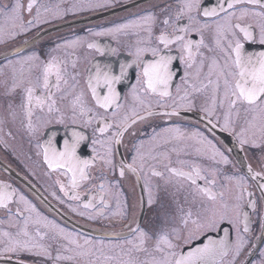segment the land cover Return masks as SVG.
I'll return each instance as SVG.
<instances>
[{"label":"snow or ice","instance_id":"snow-or-ice-1","mask_svg":"<svg viewBox=\"0 0 264 264\" xmlns=\"http://www.w3.org/2000/svg\"><path fill=\"white\" fill-rule=\"evenodd\" d=\"M33 4L34 0H30L25 7L21 0H14L11 5L0 7V16L11 22V35L27 30L23 13L27 11L31 15ZM106 6H109L107 2L89 5V9ZM157 8L159 13L155 11ZM44 10L48 11L47 8ZM39 16L40 10L37 9L36 18L27 21V25L38 22ZM249 17L258 18L256 24L241 23ZM3 31L0 28V34ZM89 33L93 36H112L117 40L122 35L131 38V42L125 45L131 61L121 62L117 67L113 63L93 59L85 70L86 87H79L80 74L76 71L75 60H71V54L69 66L59 56L50 53L46 59H41L34 52L17 61L20 70L18 76L14 74L11 85L7 86V81L4 82L6 95L19 94L16 105L19 111L13 110L10 114L14 119L22 116L29 134L37 136L38 155L42 154L48 169L62 170V175L69 178L68 186L73 193L71 199H80L75 190L84 181L92 179L87 170L100 161L113 172L118 168L121 178L125 177L127 170L143 179V191L148 194L149 205L157 202L163 188L176 206V215L165 213L161 225L152 232L139 224L135 228L130 227L134 240H126V246H109L120 247V255H105L103 242L96 247L93 241L86 239L84 245H80L72 233H65L63 228L52 225L50 221L45 227L51 225L58 229L65 240L79 249L78 256L89 258L87 264H236L247 243L244 234L250 230L253 215L259 218L264 228V214H261V206L251 191L255 186L261 193V205H264V168L254 171L248 165L246 174L226 177L234 182L232 187L225 185L221 191H214L218 169L179 159L182 154L191 156V153L175 145L169 150L157 151L162 144L192 140L200 145L195 148L198 156L211 152L210 160L229 163L224 152L203 132L197 129L188 135L178 125L162 129L171 133L170 137H161V133L154 131L150 137L154 146L147 152L143 151L144 141L136 143L131 163L122 159L119 164H114V152L119 151L124 136L138 122L146 123L149 118L158 115L180 117V109L194 110L200 97L199 111L204 114L205 127L210 133L214 134L217 127L223 132H236L237 123L243 121L245 126L236 133L242 146L249 143L244 137L250 130H258L264 137V0H217L212 7L202 3V0H162L135 19L98 31L89 29ZM205 33H208L207 37ZM81 40V37H76L75 40L56 44L52 51L74 47ZM248 44H258L261 50H249L246 47ZM87 47L95 49L101 57L120 55L118 48L96 42L88 43ZM130 69L137 70L136 82L128 93L134 102L132 106L122 102L125 96L118 87L125 83ZM177 79L181 83H175ZM151 97H158L157 106L170 108L171 111H154ZM166 100H172V103L167 104ZM8 108H13L12 102H9ZM141 111L144 115H140ZM56 125L63 126L65 131L62 145L52 130ZM132 134L135 135L134 132ZM251 143L253 147L258 146L254 139ZM85 144L91 145V159H82L78 154ZM173 153L177 156L176 164L181 167L173 166ZM149 160L161 164L163 170L152 165L145 173ZM183 166H187L188 170L185 171ZM152 177L162 182V185H156L155 193L151 186ZM102 179L104 182L99 185L98 191L104 204L103 196L109 186L106 178ZM198 181L204 183L199 184ZM60 190L68 195L63 184H60ZM181 192H185L183 201L179 199ZM17 195V203L23 202L28 206L26 210L35 212V207L10 184L0 183V208L8 211L9 219L12 218L9 205ZM92 199L94 197L84 204L85 209L93 207ZM193 206H196L195 210ZM16 215L19 217L20 213ZM30 222L40 224V220L31 221L30 216L22 217V223L10 225L16 229L15 232H0V256L14 254L16 264H25L21 253L53 259L51 245L43 242L47 234H42L39 227L32 234L29 231ZM225 225L235 230V241L230 240V230ZM219 232H223L220 239L207 236V243L202 246L188 251L182 247L198 236ZM229 255L231 260L226 261ZM54 259L59 261L72 257L61 256L58 252ZM260 264H264V260Z\"/></svg>","mask_w":264,"mask_h":264},{"label":"flooded vegetation","instance_id":"flooded-vegetation-1","mask_svg":"<svg viewBox=\"0 0 264 264\" xmlns=\"http://www.w3.org/2000/svg\"><path fill=\"white\" fill-rule=\"evenodd\" d=\"M14 0H0V7L11 5ZM27 6L30 0H21ZM109 6L103 8H91L89 5L106 3ZM162 0H34L31 15L25 11L23 19L26 23L27 30L17 32L15 36L10 33L13 31L11 22L6 21L0 16V28L4 31L0 34V183L10 184L19 195H23L30 205L35 207V212L27 209V205L23 202L17 203L18 195L14 198L13 203L9 205L12 218L9 219V213L6 209L0 208V232L12 231L11 224L22 223V217H31V221L40 220V224L29 223V231L35 234L37 227L42 234L46 233L44 243L51 245L52 260H47L42 256L29 253H21V258L25 264H87L88 257L78 256L76 245L70 244L59 234L58 229L51 225L45 227L47 222L52 225L63 228L65 233H72L80 245H84V241L91 240L96 247H100V242L104 245L105 255H120V247H109L116 245L126 246V240L135 239L129 232V228H135L137 224L146 231H155L162 223L165 213L176 215V206L172 203L170 196L166 195L161 188L159 198L155 204L149 205L148 194L143 191L144 180L137 178L135 175L125 172V177L119 176V169L115 172L106 168L100 161L87 171L92 176L90 181H84L75 191L80 195L79 200L71 199L72 190L68 186V177L62 175V170L50 171L43 162L42 154L36 147L37 136L30 135L22 122V116L13 118L11 111H19L16 108L19 102V94L11 96L6 95V85L10 86L14 74L18 76L20 64L17 61L32 53L40 55L41 59H46L51 53L65 60L69 66L71 60H75L77 64L76 71L79 72L80 85L86 87L85 77L86 69L90 61L96 59L101 63H113L118 67L121 62H130L131 57L127 55L125 45L131 42V38L123 35L117 40L112 36H93L89 33V29L94 31L100 28L111 27L117 23H124L128 20L135 19L138 15L145 13V10L151 9L154 4L161 3ZM217 0H202V3L208 7L216 4ZM47 8L48 11L44 9ZM37 9L40 10L38 22L27 25V21L36 18ZM159 13V9H155ZM258 18H246L241 21L242 24H256ZM206 37L208 33H205ZM81 37L79 44L70 48H61L53 52L56 44H63L66 41L75 40ZM96 42L102 46L116 47L120 51V55H105L101 57L95 49H89L88 43ZM249 50H261L258 44H248ZM71 54V60H69ZM71 70V69H70ZM136 69L129 70V76L124 84L118 86L122 91L125 99L122 101L126 105L132 106L134 102L128 95L130 87L136 82ZM182 71V70H180ZM206 71V69H205ZM175 83H181L179 79ZM175 96V89L173 88ZM158 97H151L153 110L163 113L171 111L170 108H160L156 104ZM12 102L13 108L9 109L8 104ZM202 97L196 101V108L192 111L180 109V117H167L158 115L149 118L146 123H137L124 136V143L118 152H114V164H119L123 159L126 163H131V156L134 154V146L139 141H144L143 151L147 152L154 146L150 140L153 132L161 133V137H170L171 133L163 132L162 129L179 126L186 134L191 135L195 130H200L213 141L224 155L228 157L229 163L222 161L216 163L209 159L211 152H206L203 156L195 153V148L199 147L195 141H173L172 144L163 145L157 151L169 150L173 145L178 148L186 149L191 156L181 155L179 159L187 160L189 163H197L207 168L218 169L215 174L217 181L214 191H221L222 187L227 185L232 187L234 182L228 181L227 176L242 175L247 173V166L250 165L254 171H260L264 168V137L258 130H253L245 134L244 138L249 140L248 144L241 145L236 133L240 131L242 121L236 125V132H223L217 127L213 133H210L205 127L203 113L199 111ZM165 103L171 104L172 100H166ZM139 107L138 105H136ZM140 115H144L141 111ZM57 134V139L62 145L65 131L63 126L56 125L52 129ZM90 131V130H89ZM135 133L133 135L132 133ZM159 139V138H158ZM255 140L257 147H253L251 141ZM82 159H91V145L85 144L78 153ZM173 166L181 167L176 164L177 156L171 154ZM219 161L220 158L217 157ZM154 165L159 170H163L162 165L156 161L149 160L145 165V173L149 172V166ZM187 171L188 167L183 166ZM144 174L142 173L141 176ZM102 178H106L108 191L104 194V204L101 203V194L98 191L99 185L104 182ZM211 179L212 176L210 175ZM59 181V183H57ZM203 184V181H198ZM251 184L252 181H249ZM60 184L65 186L68 195L60 190ZM161 184L158 178L152 177L151 186L153 193L156 192V185ZM172 191L171 188L168 189ZM253 198L261 206V214H264V205H261V193L256 190L255 186L251 188ZM185 192L179 193L180 201H183ZM92 199L93 207L85 209L84 204ZM247 199V197H246ZM188 205H185L187 208ZM196 206H193L195 210ZM75 209V211H73ZM20 216L17 217V213ZM83 212L84 215H79ZM126 213L124 215L118 213ZM39 214V215H37ZM92 217L91 219L89 217ZM253 223L248 233L244 234L247 241L240 256L236 259V264H260L264 260V228L261 227L259 218L256 215L252 217ZM135 220V222H133ZM178 225V219L176 221ZM230 230V240L235 241L236 232L230 226L225 225ZM243 225H241V228ZM186 234V233H185ZM207 236L213 239H220L223 232L208 233L204 236H198L191 240L188 244L182 245L184 251L191 248L202 246L207 243ZM88 246H85L87 248ZM61 256L72 257V259L55 260L57 253ZM99 255V253H97ZM16 264L14 254H6L0 256V264ZM91 259H95L92 257ZM231 260V255L226 257V261Z\"/></svg>","mask_w":264,"mask_h":264},{"label":"rangeland","instance_id":"rangeland-1","mask_svg":"<svg viewBox=\"0 0 264 264\" xmlns=\"http://www.w3.org/2000/svg\"><path fill=\"white\" fill-rule=\"evenodd\" d=\"M243 126H245V125L243 124V121H242L241 127H243ZM253 130H255V129H253ZM253 130H250V132H252Z\"/></svg>","mask_w":264,"mask_h":264}]
</instances>
